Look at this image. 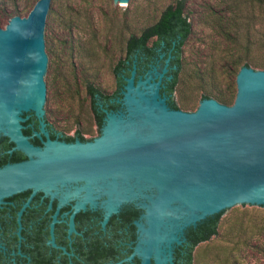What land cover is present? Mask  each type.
<instances>
[{
	"label": "water",
	"instance_id": "1",
	"mask_svg": "<svg viewBox=\"0 0 264 264\" xmlns=\"http://www.w3.org/2000/svg\"><path fill=\"white\" fill-rule=\"evenodd\" d=\"M127 3L128 0H115ZM50 0H35L25 14L0 27V141L6 136L27 159L0 167V208L11 199L56 201L59 186L107 216L125 203L142 209L137 240L126 259L174 264L173 248L184 230L207 216L236 207H264V70L242 65L231 104L203 97L193 111L170 108L158 91L166 71L123 77L117 110L104 109L99 134L90 140L50 139L44 126L47 57L43 28ZM32 112L46 139L32 145L22 134L23 113ZM103 198L100 200V197Z\"/></svg>",
	"mask_w": 264,
	"mask_h": 264
},
{
	"label": "rangeland",
	"instance_id": "2",
	"mask_svg": "<svg viewBox=\"0 0 264 264\" xmlns=\"http://www.w3.org/2000/svg\"><path fill=\"white\" fill-rule=\"evenodd\" d=\"M173 1L50 0L43 28L45 120L95 136L85 85L112 91V67L123 56L126 38ZM34 2L0 0V27L21 10L27 14ZM183 12L190 33L181 46L175 103L193 111L207 95L231 104L238 69L264 70V3L183 0ZM192 264H264V207H236L220 214L216 234L194 246Z\"/></svg>",
	"mask_w": 264,
	"mask_h": 264
},
{
	"label": "flooded vegetation",
	"instance_id": "3",
	"mask_svg": "<svg viewBox=\"0 0 264 264\" xmlns=\"http://www.w3.org/2000/svg\"><path fill=\"white\" fill-rule=\"evenodd\" d=\"M152 23L144 26L142 30ZM174 53L175 39L157 41V37L152 35L147 37L142 50L132 54L131 62V66L135 65V78H137L143 77L153 67L162 68L165 59L168 58L158 91L165 97L166 104L170 108H173L171 103L174 101L175 84L172 90L170 88L172 70L175 67ZM124 56L125 52L120 59ZM130 68L127 66L119 68L118 73L122 81L123 77L127 76L124 72ZM122 85L123 82L116 93H114L116 83L115 88L110 92L91 85L96 90L88 93L85 85L89 108L97 126L96 135L99 134L103 123V110L120 108L116 99L121 96ZM22 116L24 117L21 121L22 134L32 145L42 147L46 136L40 131L37 119L32 112L23 113ZM43 118V129L50 139L72 142L75 139L86 141L94 137H84L80 127L71 129L68 125H61L58 128L46 121L44 115ZM26 159L27 155L19 151L8 137L5 136L0 141V167ZM72 190L73 186L66 191L59 186L57 201L48 194L38 200L11 199L0 208V264H139L136 255L126 259L136 243L135 221L139 220L142 213V209L132 203L120 205L113 212L112 219L110 213L102 224L105 211L101 206L89 208L81 216L79 209L86 202L77 200L64 211L56 231L55 223L63 203L75 196L69 194ZM102 198L103 196L100 200ZM186 231L187 228L184 230L183 242L186 240ZM174 252L175 248L173 255Z\"/></svg>",
	"mask_w": 264,
	"mask_h": 264
},
{
	"label": "trees",
	"instance_id": "4",
	"mask_svg": "<svg viewBox=\"0 0 264 264\" xmlns=\"http://www.w3.org/2000/svg\"><path fill=\"white\" fill-rule=\"evenodd\" d=\"M258 1L264 3V0ZM189 33L190 23L183 12V0H174L173 2L166 4L160 11L158 17L150 26L141 30L137 34H130L126 38L124 44L125 56L122 59H118L112 67L115 83L117 84L114 93L117 92L123 82L121 76L118 73L119 68L121 66H127L128 68H130L132 62V54L134 52H137L138 50H142L147 37L152 35L157 37V41H170L172 38L175 39V59L173 60V64L175 67L172 70L173 78L170 83V88L172 90L174 84L176 83L177 74L180 69L181 46L186 40ZM147 48L150 49L149 47ZM126 60L127 62H125ZM128 72L129 69H127L124 74L128 75ZM86 85V90L88 93L96 90V88L92 87L90 84ZM202 97H207V95H202ZM218 101H220L221 103H227L224 97H219ZM171 104L173 108H179L174 101ZM113 105L116 104L113 103ZM219 215L220 213H216L214 215L207 216L205 219L197 222L195 226L187 227V231L185 232V242H183L182 245L175 247V252L173 255L174 264H192V250L194 246L201 241L207 240L211 235L216 234Z\"/></svg>",
	"mask_w": 264,
	"mask_h": 264
}]
</instances>
